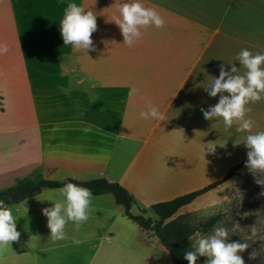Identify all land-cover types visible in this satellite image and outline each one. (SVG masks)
I'll use <instances>...</instances> for the list:
<instances>
[{"label": "crops", "instance_id": "1", "mask_svg": "<svg viewBox=\"0 0 264 264\" xmlns=\"http://www.w3.org/2000/svg\"><path fill=\"white\" fill-rule=\"evenodd\" d=\"M121 2L0 0V191L39 175L105 177L135 197L134 214L156 220L152 204L245 164L248 133L226 128L222 118L205 119L201 109L218 103L206 86L221 64L230 70L235 63L243 74L242 49L264 54V0H143L166 23L142 29L132 47L115 22ZM69 3L96 12L94 50L64 45L59 23ZM149 102L163 121L140 118ZM248 107L252 132L264 131V99ZM208 143L217 144L214 153ZM62 187L9 204L21 235L0 264H173L154 232L130 219L110 193L93 194L89 219L79 227L69 222L68 238L53 242L42 210L63 200Z\"/></svg>", "mask_w": 264, "mask_h": 264}, {"label": "clouds", "instance_id": "2", "mask_svg": "<svg viewBox=\"0 0 264 264\" xmlns=\"http://www.w3.org/2000/svg\"><path fill=\"white\" fill-rule=\"evenodd\" d=\"M118 11L120 18L115 22L121 30L123 43L129 47L141 39L142 29L150 26L162 28L166 23L164 16L156 7L146 6L143 0H122ZM59 24L64 45H71L76 49L83 48L87 52L94 50L93 33L97 31L98 25L97 14L93 9H86L77 3H69ZM2 51L6 52L7 47L5 46ZM237 61L245 69L243 74L235 63L229 62L230 70L221 64L219 76L206 86V91L211 97L219 94L218 103L201 111L207 120L222 118L226 128L236 124L238 133H248L243 141L248 149L245 166L258 177L256 182L264 185L262 178L264 177V131L253 133L255 121L246 118L247 113L252 110L248 105L264 99V54L260 52L253 54L245 48L238 53ZM140 118L163 121L165 116L156 105L149 102L148 110L141 111ZM83 131L88 133L92 128L87 126ZM220 145L224 146V144ZM216 146L217 144L208 143L206 151L214 153ZM257 173L260 175L258 176ZM60 194L63 200H51L54 201L53 206L42 210L43 215L47 217V226L53 242L68 238L66 227L69 222L79 227L89 219L93 198L91 189L73 182L66 183L60 189ZM16 221L17 217L13 214L12 208L0 199V255L9 245L20 239L21 233L17 230ZM229 237L230 231L223 225L215 226L212 234L209 235L202 236L199 232L194 236L190 235L188 239L192 241L193 250H186L184 259L188 264H197L199 257H207L205 264H245L240 253L247 250L249 245L240 241L230 242ZM73 243L79 244L81 241L74 239Z\"/></svg>", "mask_w": 264, "mask_h": 264}, {"label": "trees", "instance_id": "3", "mask_svg": "<svg viewBox=\"0 0 264 264\" xmlns=\"http://www.w3.org/2000/svg\"><path fill=\"white\" fill-rule=\"evenodd\" d=\"M242 167V163L232 167L224 178L213 182L203 188L185 193L170 200L156 202L151 205V209L156 213L158 219L146 217L144 214H134L131 211L133 204L136 202L135 197L119 182L110 181L105 177H97L90 180H78L75 178H66L62 181L48 180L41 175L24 179L14 186L0 191V199L6 204L17 203L25 198L31 197L43 188L62 187L68 182H73L91 189L95 195L110 193L114 196L116 202L125 208V214L138 223L144 230L153 231L159 238L160 242L165 246L171 255L173 264H188L184 259L186 250L191 248L192 242L188 239L190 235H194L197 231L208 232L220 220L219 215L212 216L207 221L195 225L189 219V212L179 214L173 217L181 207L194 201L199 195L217 187L218 185L229 180L237 174L238 169Z\"/></svg>", "mask_w": 264, "mask_h": 264}, {"label": "rangeland", "instance_id": "4", "mask_svg": "<svg viewBox=\"0 0 264 264\" xmlns=\"http://www.w3.org/2000/svg\"><path fill=\"white\" fill-rule=\"evenodd\" d=\"M257 179L242 164L233 179L199 199L188 216L193 224L198 225L219 215L220 220L212 229L206 233L197 232L203 236L212 234L217 225L227 227L230 242L240 241L249 245L247 250L240 253L245 264H264V185L258 184ZM150 214L158 218L154 211L151 210ZM206 260L207 257H199L197 264H205Z\"/></svg>", "mask_w": 264, "mask_h": 264}]
</instances>
